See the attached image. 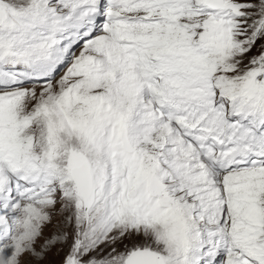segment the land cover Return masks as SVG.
I'll return each mask as SVG.
<instances>
[{
    "label": "snow or ice",
    "instance_id": "1",
    "mask_svg": "<svg viewBox=\"0 0 264 264\" xmlns=\"http://www.w3.org/2000/svg\"><path fill=\"white\" fill-rule=\"evenodd\" d=\"M0 264H264V0H0Z\"/></svg>",
    "mask_w": 264,
    "mask_h": 264
}]
</instances>
